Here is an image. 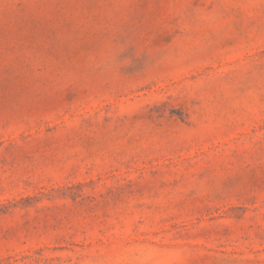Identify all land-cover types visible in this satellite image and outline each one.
Wrapping results in <instances>:
<instances>
[{
  "label": "rangeland",
  "instance_id": "1",
  "mask_svg": "<svg viewBox=\"0 0 264 264\" xmlns=\"http://www.w3.org/2000/svg\"><path fill=\"white\" fill-rule=\"evenodd\" d=\"M0 264H264V0H0Z\"/></svg>",
  "mask_w": 264,
  "mask_h": 264
}]
</instances>
